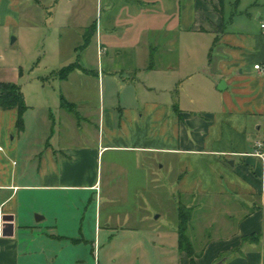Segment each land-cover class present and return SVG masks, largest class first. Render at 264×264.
Returning a JSON list of instances; mask_svg holds the SVG:
<instances>
[{
	"label": "crops",
	"instance_id": "obj_1",
	"mask_svg": "<svg viewBox=\"0 0 264 264\" xmlns=\"http://www.w3.org/2000/svg\"><path fill=\"white\" fill-rule=\"evenodd\" d=\"M102 9L73 38L61 27L75 61L37 76L29 92L21 86V131L17 109L0 107V205L14 217L0 264H151L147 236L99 209L107 154L111 173L131 154L138 169H173L180 195L225 207L208 214L219 233L196 264H264V161L251 154L264 138V0H108ZM21 24L20 1L0 0V27ZM91 25L86 48L103 58L87 67L79 47ZM253 233L258 242L244 241Z\"/></svg>",
	"mask_w": 264,
	"mask_h": 264
},
{
	"label": "rangeland",
	"instance_id": "obj_2",
	"mask_svg": "<svg viewBox=\"0 0 264 264\" xmlns=\"http://www.w3.org/2000/svg\"><path fill=\"white\" fill-rule=\"evenodd\" d=\"M19 1L22 24L10 28L0 27V78L18 75L19 85L23 88L26 86L29 92L28 89L33 87L29 84L39 85L37 76H45L49 71L60 68L61 62L75 61L71 55L72 51L70 52V38L66 36L61 42L59 37L62 33L61 27L69 24L71 27L69 33H72L70 36L75 37L78 35V29L80 30L82 26L85 28L93 18L100 19L102 8L106 6L108 0ZM111 1L115 4L118 0ZM180 44L179 57L182 59L187 56L188 51L186 43L185 46ZM80 53L83 55L81 63L87 67L92 61L97 62L98 57L100 61L103 58L102 53L98 54L96 46L86 48L83 52L80 50ZM28 98L32 100L29 94ZM34 101L39 102L38 99ZM80 133L86 134L82 129ZM86 135L89 143L97 138L90 133ZM110 156L109 154L104 156L100 163L103 190L99 192L102 197L99 209L102 216L113 215L115 221L112 225L117 228L118 226L138 228L147 236L144 242L145 247H148L146 253L147 255L150 253V256L146 261H142L151 264L182 263L184 252L177 247L180 210L189 214V222L185 229L188 242L184 241V246L188 247L189 244L196 254L214 234L219 233L214 231V227H210L213 223L208 221V214L223 213L225 207L220 205V202L212 206L207 205L208 199L180 195L174 188L176 174L172 173L173 169L164 168L159 171L153 167L148 171L144 166L138 169L136 159L131 154L117 157L123 162L126 160L124 171L118 172V165L117 171L111 173ZM221 202L230 203L225 199ZM231 226L230 229L233 231L234 221L231 222ZM155 231H163V237L155 238Z\"/></svg>",
	"mask_w": 264,
	"mask_h": 264
},
{
	"label": "trees",
	"instance_id": "obj_3",
	"mask_svg": "<svg viewBox=\"0 0 264 264\" xmlns=\"http://www.w3.org/2000/svg\"><path fill=\"white\" fill-rule=\"evenodd\" d=\"M94 31V25H91L86 33L84 34V42L80 45L79 49H84L89 44V39L91 34ZM151 62L153 63V54L151 55ZM80 65L78 63H73L67 65L60 70L56 71V74L65 78L67 75L74 69L78 68ZM62 107H66L71 111L77 112L75 110V106L68 101L64 97L61 99ZM0 107L2 109H12L15 108L18 111L17 116V128L18 130H22L24 128V114L28 110L29 106L25 102L24 93L19 84L11 81H0ZM189 222V214H185V212H179V224L177 226L178 229V247L181 252H186L189 256V264H196V257L198 254L194 252V250L188 244V247L184 246V241H187V237L185 235L186 225ZM261 233H253L249 237L244 238V241H255L258 242Z\"/></svg>",
	"mask_w": 264,
	"mask_h": 264
},
{
	"label": "built area",
	"instance_id": "obj_4",
	"mask_svg": "<svg viewBox=\"0 0 264 264\" xmlns=\"http://www.w3.org/2000/svg\"><path fill=\"white\" fill-rule=\"evenodd\" d=\"M260 28L264 31V18L260 20ZM260 64H256L255 67L260 68ZM1 148V147H0ZM251 154L256 155L263 159L264 161V138L258 139L254 143V149ZM5 210L2 205H0V238L5 234Z\"/></svg>",
	"mask_w": 264,
	"mask_h": 264
},
{
	"label": "water",
	"instance_id": "obj_5",
	"mask_svg": "<svg viewBox=\"0 0 264 264\" xmlns=\"http://www.w3.org/2000/svg\"><path fill=\"white\" fill-rule=\"evenodd\" d=\"M15 38L12 39V41H14ZM5 227H14V223H13V220H14V217L12 215H8V214H5Z\"/></svg>",
	"mask_w": 264,
	"mask_h": 264
}]
</instances>
